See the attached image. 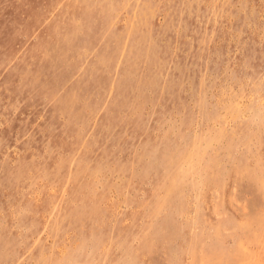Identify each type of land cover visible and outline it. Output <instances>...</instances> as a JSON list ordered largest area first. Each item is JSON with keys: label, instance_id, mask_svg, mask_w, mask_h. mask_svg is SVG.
<instances>
[{"label": "rangeland", "instance_id": "374dc122", "mask_svg": "<svg viewBox=\"0 0 264 264\" xmlns=\"http://www.w3.org/2000/svg\"><path fill=\"white\" fill-rule=\"evenodd\" d=\"M0 264H264V0H0Z\"/></svg>", "mask_w": 264, "mask_h": 264}, {"label": "bare ground", "instance_id": "6f19581e", "mask_svg": "<svg viewBox=\"0 0 264 264\" xmlns=\"http://www.w3.org/2000/svg\"><path fill=\"white\" fill-rule=\"evenodd\" d=\"M157 137V136H156ZM246 201V200H245Z\"/></svg>", "mask_w": 264, "mask_h": 264}]
</instances>
